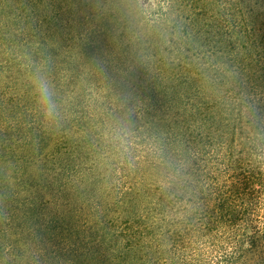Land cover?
I'll return each mask as SVG.
<instances>
[{
    "label": "trees",
    "instance_id": "1",
    "mask_svg": "<svg viewBox=\"0 0 264 264\" xmlns=\"http://www.w3.org/2000/svg\"><path fill=\"white\" fill-rule=\"evenodd\" d=\"M0 264H264V0H0Z\"/></svg>",
    "mask_w": 264,
    "mask_h": 264
},
{
    "label": "clouds",
    "instance_id": "2",
    "mask_svg": "<svg viewBox=\"0 0 264 264\" xmlns=\"http://www.w3.org/2000/svg\"><path fill=\"white\" fill-rule=\"evenodd\" d=\"M35 91L38 95V103L40 104L46 117L54 116L56 105L52 99V91L49 81L45 77H38L35 80ZM130 135V129L124 121H117L112 132V139L123 144L127 142Z\"/></svg>",
    "mask_w": 264,
    "mask_h": 264
},
{
    "label": "rangeland",
    "instance_id": "3",
    "mask_svg": "<svg viewBox=\"0 0 264 264\" xmlns=\"http://www.w3.org/2000/svg\"><path fill=\"white\" fill-rule=\"evenodd\" d=\"M76 137H78V134H75L73 137L67 138V140L64 141V143L60 144V151H58V153L60 152L59 155H60L61 158L69 157L70 150H72L73 152H77L78 151V142L75 140ZM62 165L63 166L66 165V160L65 159H62ZM58 167L61 168L62 166L58 165ZM47 208L48 209L46 211H44L46 213V215L47 214L51 215V214H54L55 212H57V208L56 207H54V208L53 207H47ZM70 209L72 210V207H70Z\"/></svg>",
    "mask_w": 264,
    "mask_h": 264
}]
</instances>
